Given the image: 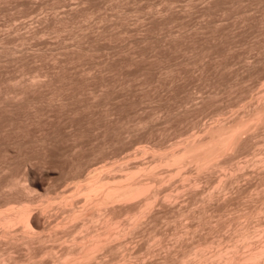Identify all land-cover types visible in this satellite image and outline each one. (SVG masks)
Returning <instances> with one entry per match:
<instances>
[{
	"label": "rangeland",
	"instance_id": "1",
	"mask_svg": "<svg viewBox=\"0 0 264 264\" xmlns=\"http://www.w3.org/2000/svg\"><path fill=\"white\" fill-rule=\"evenodd\" d=\"M262 109L264 0H0V203L21 197L13 179L36 203L52 200L41 230L65 221L60 202L82 199L75 184L98 166L105 183L130 171L157 189L145 222L121 237L115 258L127 264H164L202 241L229 248L240 228L261 243ZM236 122L241 139L218 164L172 163L188 141ZM142 198L117 202L120 219Z\"/></svg>",
	"mask_w": 264,
	"mask_h": 264
},
{
	"label": "bare ground",
	"instance_id": "2",
	"mask_svg": "<svg viewBox=\"0 0 264 264\" xmlns=\"http://www.w3.org/2000/svg\"><path fill=\"white\" fill-rule=\"evenodd\" d=\"M63 21H65V20H63ZM7 55H9V54H7ZM259 103H260V100H259ZM262 110H264V109H262ZM256 115H257V113H256ZM246 123H245V125H248ZM240 124H238V123L236 125H234V124L230 125L229 124V126L228 125L225 126V125L221 124V126L219 125L218 127L215 125L216 127H214L213 129L209 128V129H211V131H208V133L211 132V135H210V140H208L207 143L204 141V143L202 144V142H200L198 139H197L198 141L196 139H194V140L190 139L192 141H188L185 144V149H183L184 152H183L182 156L180 155L179 157H177L178 155L177 156L174 155L171 158L172 163L179 166L181 164L183 165L184 162H187V159H188V160L196 162L198 167L201 170L206 168V167L209 168V167L214 166V164L216 162L215 159L217 158L218 154L220 152L222 153V151L224 152V149H226V147L229 146L230 144L232 146V144H236L235 142H237V140L241 139L239 137V132L244 127H241ZM243 124H244V122H243ZM243 124H242V126H243ZM237 143H239V141ZM170 156H172V155H170ZM262 157H261V159H264ZM102 168L103 167L96 166L92 169L91 174L87 175L88 181L91 182L89 184L87 182L78 183L79 181L77 180L78 182H76L77 184H75L76 185L75 189L77 190V192H78V190L81 192L80 197H82V199H79V197H78L79 195L76 194L77 195L76 196V195H74L75 193H73V192L71 194L70 193L66 194L69 196H66V195L64 196L67 199H64V197H62L64 194H62L61 198H62V200L64 199V202L61 201L60 203H62L61 205L64 204L63 206L66 205L65 206L66 208H69L68 209L69 211L67 212V216L66 215L63 216V219L66 216L65 221L62 222V220L61 221L58 220V222H56L55 225L52 224L53 226L52 227L49 226L48 230H45V231L41 230L39 225H38L39 223H37V221H38L37 218H39L38 211L39 210H41V211L45 210L46 211V209H47L46 207H49L50 205H52L50 203L52 200L50 202L48 201V203H50V205H48V203L46 204V201L44 198H43L44 200H40L42 198V196H41L40 199H37V201L39 200L38 203H36L35 199L33 198L34 194L32 195L33 197L30 196L31 193L29 195V192H31V191H30L29 187H28L29 191L27 190L26 184L23 187L19 183L22 186V188H21L18 184V182H19V181H17L18 179L17 180L13 179V180H10L9 182H7L11 189H14L15 191H17L16 195L21 194L20 195L21 197L17 200L14 199V201L13 200L11 201V199H8L11 197L7 196L5 198L6 200L2 201V204L0 203V264H127L128 259H126L125 257L122 256L123 257L122 259L121 258H119V259L115 258L117 252L119 251L118 248L121 247V241H123L121 239V237L126 236L127 234L128 235L132 234V236H133L132 231L135 232L137 230V227L140 226V224L142 222L141 221L142 216L145 215V213L150 209V207H152L151 206L152 200H150V199L154 196L157 189L151 184L149 187L148 183L143 182L144 179H143V181L142 180L140 181V178H143V177H140L139 180H137L138 178L135 179V176L133 174H131L132 172L129 174L130 171L124 176V177H126L125 179L127 180L126 182H124L125 181V179H124V181H122L124 183H120V182L118 183L117 180H115L117 183L114 182V184H110L109 182H108L109 184L105 183V181L104 182L102 181L104 179L102 177L103 173L101 171L104 169H102ZM146 168L148 169V167H146ZM146 168H145V170H146ZM151 168L149 170H152ZM149 170L148 171L146 170V171H147V173L149 172L150 177H152L153 173L155 171L150 172ZM103 172H105V171H103ZM144 173H146V172H144ZM154 176H156V175H154ZM154 176L152 177L153 179H151V180L155 179ZM104 177H105V175H104ZM113 177L114 176H112V178ZM136 177H138V176H136ZM150 177H148V178H150ZM222 179H225V178H222ZM7 180H9V179L7 178ZM146 180L148 181L149 179H146ZM85 181H86V179H85ZM5 190H7V189H5ZM82 190H86V191H82ZM83 192H85L84 193L85 196L82 194ZM7 193L8 192H6L4 195H10L9 193L8 194ZM39 195H42V194H39ZM1 196L3 197V195H1ZM1 196H0V198H1ZM74 196H76V202L77 203L74 200V198H75ZM135 196H139V197L143 196V198H142L143 202H141V200H140V202L142 204L141 205L138 204L136 207L131 209L132 211L128 207L127 209L130 210V211H128L129 213L127 212V216H124L125 218L123 220L120 219V216L117 215V212H118L116 209V207L118 205L117 202L120 201V203H121L123 200L125 203V201L128 202L130 199H131L130 201H132V198H134ZM157 196H158V194H157ZM68 197H70V198H68ZM72 197H74L73 200H72ZM1 200H2V198H1ZM66 202L69 206L67 204H65ZM52 203H54V202L52 201ZM75 203L77 205H78V203H80V205L76 206ZM116 203H117V205H116ZM173 204H176V203H173ZM58 206H60V204ZM130 207H131V205H130ZM118 208H120V207H118ZM148 213H149V211H148ZM150 214H151V212H150ZM185 214H188V213H185ZM143 221L145 222V220H143ZM144 222H142V223H144ZM243 225H245V224H243ZM262 227H260V229H262ZM135 228H136V230H135ZM140 228H142V227H139V230H140ZM240 229L237 230L239 232L235 233V235L238 234V235H236V237H237V238H235L236 240H233L234 242H231V244L229 243L230 244V245H228L229 248L222 249L223 247L222 248L216 247L217 249L210 251V249L208 247L210 244H206V241L205 242L202 241L201 243H197V245L191 246L188 249H182L178 255L176 254L175 258H173L171 256H170L171 258H169L168 256H166V257H168V259H166L164 261V264H170V263L171 264H184V263L186 264L188 262L190 264H199V262H201V261H206V263H207L208 262L207 260H210L211 262H213V261L218 262L219 261L223 264H241L243 262L245 264H264V237L261 236L264 233H261V235L258 236L259 240L262 239L261 243L258 242V244H256L255 246H253V243H252V246H250L251 242H249V238H251L253 236L252 234H255V232H252L254 229H252L250 231H247V228L246 229L243 228L242 230H240ZM248 230H249V228H248ZM46 231H47V233H45ZM256 234H258V233H256ZM151 236L149 238H151ZM177 236H175V237H177ZM179 238H180V235L178 236V239ZM124 240H126V239H124ZM253 240H255V239L253 238L251 241H253ZM256 240H258V239L256 238ZM49 241H50V244L47 243ZM156 241H157V239H156ZM240 243L242 244L241 246H244L245 251H241ZM2 244H4L5 247H3L4 245L2 246ZM18 246H19V248H20V246H22L26 250V252H25L26 254L23 257H21L20 255L18 256V255L13 253L14 252L13 248L16 249V247H18ZM129 246H130V244H129ZM188 246H190V245H188ZM211 247H212V244H211ZM184 248H186V246ZM208 249H209V251H208ZM17 250H18V248H17ZM128 251H129V249H128ZM104 252H107L106 254L108 255V258L103 257L104 255L102 256V253H104ZM106 254H105V256H107ZM129 261H131V260H129Z\"/></svg>",
	"mask_w": 264,
	"mask_h": 264
}]
</instances>
